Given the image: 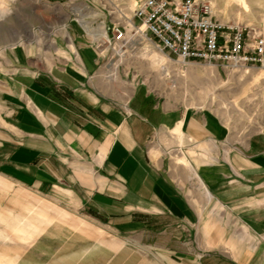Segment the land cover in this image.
Instances as JSON below:
<instances>
[{"label": "crops", "instance_id": "obj_1", "mask_svg": "<svg viewBox=\"0 0 264 264\" xmlns=\"http://www.w3.org/2000/svg\"><path fill=\"white\" fill-rule=\"evenodd\" d=\"M66 28L72 45L52 35L64 53L52 61L44 54L53 48L34 41L0 56V177L11 184L0 212L39 228L27 244L0 241V255H18L15 264H264V137L229 147L220 121L177 116L142 83L126 103L115 99L94 43ZM178 130L190 146L215 148L212 163L188 154L207 204L173 180L166 155L149 154L151 135ZM55 210L62 219L44 225L39 216Z\"/></svg>", "mask_w": 264, "mask_h": 264}, {"label": "rangeland", "instance_id": "obj_2", "mask_svg": "<svg viewBox=\"0 0 264 264\" xmlns=\"http://www.w3.org/2000/svg\"><path fill=\"white\" fill-rule=\"evenodd\" d=\"M138 1L0 0V56L7 47L34 41L39 51L45 44L53 48L51 51L47 48L48 53L44 54L47 61H52L64 55L55 48L56 38L52 35L61 36L63 43L71 46L70 30L66 28L70 25L76 34L94 43L100 58L98 75L103 82V91L112 94L115 99L126 103L136 83H142L150 96L171 105L177 116L182 111L189 115L199 111V115L207 114L220 121L226 132L225 144L229 147L245 145L255 135L264 137V66L235 67L227 71L200 61L181 63L175 57H169L165 51L158 50L150 34L132 18ZM207 1L219 20L252 26L264 36V0ZM116 27L123 31V41L114 39ZM183 133L178 130L172 135L169 131H157L147 144L149 154L166 155L173 180L184 186V190H189L200 205L207 204L197 192L202 182L193 158L188 154L193 152L196 158L206 156L212 163L215 157L209 152L213 144L190 146ZM197 149L200 154L196 153ZM182 159L186 169L192 173L193 168L197 177L192 178L185 166L178 164ZM200 188L203 189V186ZM10 189L11 184L0 177V193H8ZM55 213L47 220L41 215L39 217L46 225L62 219L61 211L55 210ZM30 214L33 212L28 211V216ZM34 215L37 216V213ZM28 218L21 220L10 213L0 212L1 243L15 240L19 244H27L34 230H39L31 224L35 219ZM17 256L0 255V264H15Z\"/></svg>", "mask_w": 264, "mask_h": 264}, {"label": "built area", "instance_id": "obj_3", "mask_svg": "<svg viewBox=\"0 0 264 264\" xmlns=\"http://www.w3.org/2000/svg\"><path fill=\"white\" fill-rule=\"evenodd\" d=\"M132 18L145 26L158 50L181 63L200 61L227 71L264 66V36L219 20L207 0H139ZM114 39H124L119 27Z\"/></svg>", "mask_w": 264, "mask_h": 264}, {"label": "bare ground", "instance_id": "obj_4", "mask_svg": "<svg viewBox=\"0 0 264 264\" xmlns=\"http://www.w3.org/2000/svg\"><path fill=\"white\" fill-rule=\"evenodd\" d=\"M209 2V1H208ZM211 5V4H210ZM212 7V6H211ZM212 9H213V7H212ZM134 11V10H133ZM213 13L215 14V12H214V9H213ZM216 15V14H215ZM217 17V16H216ZM218 18V17H217ZM142 25V24H141ZM236 25H240V24H237L236 23ZM144 28H145V26L144 25H142ZM244 26H246V25H244ZM247 27H251V28H254V27H252V26H247ZM256 31H257V29L256 28H254ZM207 65H214V64H207ZM214 66H216V65H214ZM233 68H235V67H233ZM232 69V68H231ZM114 70H115V68H114ZM181 163H184V160L182 159L181 160ZM185 164V163H184Z\"/></svg>", "mask_w": 264, "mask_h": 264}, {"label": "clouds", "instance_id": "obj_5", "mask_svg": "<svg viewBox=\"0 0 264 264\" xmlns=\"http://www.w3.org/2000/svg\"><path fill=\"white\" fill-rule=\"evenodd\" d=\"M0 19H2V18H0Z\"/></svg>", "mask_w": 264, "mask_h": 264}]
</instances>
